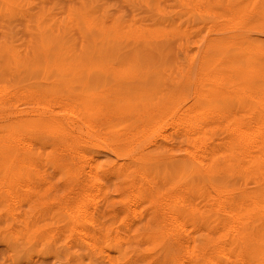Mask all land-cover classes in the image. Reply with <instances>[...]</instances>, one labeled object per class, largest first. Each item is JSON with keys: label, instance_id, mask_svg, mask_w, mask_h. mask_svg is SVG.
Masks as SVG:
<instances>
[{"label": "bare ground", "instance_id": "obj_1", "mask_svg": "<svg viewBox=\"0 0 264 264\" xmlns=\"http://www.w3.org/2000/svg\"><path fill=\"white\" fill-rule=\"evenodd\" d=\"M112 1L0 0L4 263L264 264V0Z\"/></svg>", "mask_w": 264, "mask_h": 264}, {"label": "rangeland", "instance_id": "obj_2", "mask_svg": "<svg viewBox=\"0 0 264 264\" xmlns=\"http://www.w3.org/2000/svg\"><path fill=\"white\" fill-rule=\"evenodd\" d=\"M124 1H125V3H123L122 0H120L119 3L118 2H115V1H112L111 2V16H113V17H124L125 19H128V20H134V19H136L138 17H142V18L145 17L147 20H152L151 18H153L154 20L148 21V22H147L146 19H143V20H146L145 21L146 23L145 22L144 23L147 24V23H150L151 22L152 23L151 24L152 26H154V25L155 26H159L161 28V31L162 30H165L167 28H170V27H175V28L177 27L178 30H183V29H188V28L192 27L193 25L197 24V22L196 23H191V21L192 22L197 21L196 18L195 19L194 18L193 19L192 18H188L186 15H185L186 17L181 18V15H184V14H182V13L173 14L174 11H172V13H170L171 12L170 11L171 6H172V4H175V1L168 2V0H166V1L165 0H157L159 2L158 3V2H156V0H149L150 2L151 1H153V2L155 1V3L158 4V5L157 4L156 5L159 7L160 11L157 13V15H151V13L148 10L147 11L146 10L145 11H141L140 13H138L139 14L138 17L135 16L136 15V11H134L135 8L132 7V6H129L127 4V1L128 0H124ZM163 2H164L165 5L163 4ZM55 3H56L55 1L52 2V5H54ZM167 3H169L171 5H169V4L167 5ZM66 6H68V4ZM129 11H130L131 15H130ZM167 12H169L168 15H167ZM141 14H142V16H141ZM157 16H158V18H156ZM160 17L161 18L163 17L165 20L163 18L161 19ZM148 18H150V19H148ZM185 18L187 19V21L186 20H183ZM172 20H173V22H172ZM175 20H176V22H175ZM2 31H3V29H1V26H0V32H2ZM205 32H206L205 29H201L200 30V34L201 35H204ZM171 54L172 55L170 56L171 57L170 59L171 60H174L175 63H181L179 61H183L184 60L182 54L181 53H178L176 49L173 50L171 52ZM81 88L82 87H79V88H76V89L77 90H81ZM52 89H53V87H52ZM115 127H117V125H115ZM95 156H97L96 157V160H97L98 165L101 164L106 159L103 154H95ZM54 183H55L54 184L55 186L57 184L56 188L58 189V192H60L61 191L60 189H62L63 187H62L61 183L58 181V178H56L54 180ZM58 184H60V185L58 186ZM60 194L63 195L64 194V190H62L59 194L58 193H54L52 196H49L48 199H52V198L55 199V198H57L58 200H62V195H60ZM0 251L2 253H4V254L10 256V252H7L4 247H0ZM9 262H11V261H9ZM0 264H5L4 263V259L1 256H0ZM35 264H58V263L55 261V259H49V260H44L43 259V260H38Z\"/></svg>", "mask_w": 264, "mask_h": 264}]
</instances>
